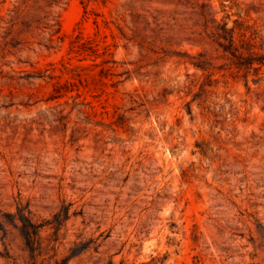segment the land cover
<instances>
[{"label": "rangeland", "instance_id": "374dc122", "mask_svg": "<svg viewBox=\"0 0 264 264\" xmlns=\"http://www.w3.org/2000/svg\"><path fill=\"white\" fill-rule=\"evenodd\" d=\"M0 264H264V0H0Z\"/></svg>", "mask_w": 264, "mask_h": 264}, {"label": "trees", "instance_id": "16d2710c", "mask_svg": "<svg viewBox=\"0 0 264 264\" xmlns=\"http://www.w3.org/2000/svg\"><path fill=\"white\" fill-rule=\"evenodd\" d=\"M103 50H104V52H108V50H109V45H104V46H103Z\"/></svg>", "mask_w": 264, "mask_h": 264}]
</instances>
